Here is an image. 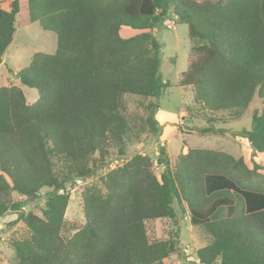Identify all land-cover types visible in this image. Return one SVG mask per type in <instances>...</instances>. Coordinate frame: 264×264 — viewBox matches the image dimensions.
<instances>
[{
    "label": "trees",
    "instance_id": "1",
    "mask_svg": "<svg viewBox=\"0 0 264 264\" xmlns=\"http://www.w3.org/2000/svg\"><path fill=\"white\" fill-rule=\"evenodd\" d=\"M19 1L0 6V63ZM27 11L56 34V48L35 51L13 73L36 90L32 102L19 83L0 85V216L15 213L8 225L28 230L10 240L14 264H169L182 244L178 209L195 229L198 264H264V167L223 150L188 147L173 164L163 144L155 160L133 153L78 192L80 228L70 233L65 219L69 185L102 169L113 150L126 156L132 139L162 134L158 98L169 84L154 30L170 11L190 40L178 84L193 98L183 108L206 121L188 131L224 134L222 123L258 103L251 128L232 133L248 140L252 157L264 153V0H27ZM122 27L137 32L123 36ZM125 96L137 98L139 118ZM42 190L40 214L24 212ZM220 206L226 214L212 219ZM153 220L176 228L150 238Z\"/></svg>",
    "mask_w": 264,
    "mask_h": 264
},
{
    "label": "rangeland",
    "instance_id": "2",
    "mask_svg": "<svg viewBox=\"0 0 264 264\" xmlns=\"http://www.w3.org/2000/svg\"><path fill=\"white\" fill-rule=\"evenodd\" d=\"M10 0H0V6L7 9ZM20 12L17 16V29L8 50L2 57L0 63V85L20 84L13 75L21 68L25 67L35 51L51 53L56 48V34L50 30L41 28L37 21L30 22L27 11V0H20ZM137 31L130 27H122L121 35L131 36ZM158 34L162 43L161 73L162 79L169 85L162 90L158 103L160 108L156 113V119L163 124L162 134L157 138L152 135H143L138 139H132L126 146V156H117L113 150L108 157V162L97 169L95 174L85 179L78 180L75 185H69V203L65 210L67 230L73 233L84 223L82 208L78 192L86 184L99 183V177L108 169L120 165L133 153H141L150 156L153 160L158 155V146L165 145L171 164L180 152H186V147H199L215 150H223L234 157H242L245 162L252 166L254 158L264 167V153H257L252 157V148L248 140L242 136H235L232 131H241L251 128V113L253 108L259 106L258 103L250 105L248 110L240 118L230 119L220 126L227 128L224 134H199L196 131H188L190 126H202L206 124L203 118H189L183 108V104H189L193 98L191 87H182L178 84L181 72L189 63L190 40L187 34V26L180 23L175 15L170 11L162 26L154 30ZM24 95L29 102L37 97V92L20 84ZM127 111L132 116L139 118L142 115V107L136 97L125 96ZM183 148V146H185ZM183 148V150H182ZM154 169L159 173L160 168L154 164ZM264 175V168L258 170ZM253 180H255L253 178ZM45 190H42L37 197L25 199L23 211H32L40 214L45 200ZM13 198L20 199V196L13 193ZM225 206H220L212 214L211 218L216 219L226 214ZM179 215L183 217V225L180 228L181 250L179 254H174L169 264H198L196 261L195 249L197 242L195 229L190 224L189 213H182L178 209ZM16 217L15 213H7L0 216V264H14L15 254L10 246V240L27 236L26 225L19 221L14 225H8L9 221ZM176 227L166 220H153L147 223L150 238L157 239L167 235Z\"/></svg>",
    "mask_w": 264,
    "mask_h": 264
},
{
    "label": "crops",
    "instance_id": "3",
    "mask_svg": "<svg viewBox=\"0 0 264 264\" xmlns=\"http://www.w3.org/2000/svg\"><path fill=\"white\" fill-rule=\"evenodd\" d=\"M184 147H186V145H185V146H183V148H184ZM183 148H182V150H183ZM187 149H188V148L186 147V151H187ZM184 153H185V152H184Z\"/></svg>",
    "mask_w": 264,
    "mask_h": 264
}]
</instances>
